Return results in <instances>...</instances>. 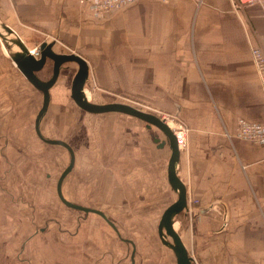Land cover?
<instances>
[{
    "label": "crops",
    "instance_id": "crops-1",
    "mask_svg": "<svg viewBox=\"0 0 264 264\" xmlns=\"http://www.w3.org/2000/svg\"><path fill=\"white\" fill-rule=\"evenodd\" d=\"M254 8L264 17L260 6L235 11L230 0H138L96 17L91 15L88 4L79 0H0V20L12 27L29 49L36 44L33 36L37 34L55 52L66 53L62 48H71L72 53L85 59L90 69L89 83L167 111L165 114L174 118L170 120L172 126L185 125L187 133L184 144L178 147L176 170L186 186L185 206L198 203L201 209L196 218L202 221L201 232L207 239L216 236L215 244L208 242L204 246L216 252L217 264H264V144L243 140L234 132L238 117L264 123V109L252 113L259 101L264 108V91L249 51V43L257 45L258 41L246 31L247 22L241 20L243 13ZM263 27L260 24L264 43ZM11 72L16 78H9ZM0 79V99L7 101L0 103V139L9 142L6 152L0 149V157H4L0 158V191H5L2 182L12 178L16 187L56 188L64 161L59 168H45L43 163H48L49 156L46 148L42 157L33 150L36 141L50 144L36 137L34 127L43 102L42 92L17 73L1 44ZM56 81L49 88L50 100L39 120L41 134L50 139H59L48 127L59 122L54 109L67 105L65 89ZM17 91L28 94L25 101H17ZM76 116L74 122L80 128L81 117ZM70 117L73 120L74 116ZM138 120L126 115V121L135 124H125L118 132L105 129V139L110 141L104 148L107 159H112L113 142L120 151L116 134L136 136L142 145L141 151L128 148V144L124 147L131 150L126 154L136 165V175L120 181L112 174L115 170H107L111 178L105 174L103 186H99L104 188L101 195L104 194L105 207L85 206L101 211L106 218L93 211L88 213L109 229L101 224L83 226L70 238L61 239L58 227L36 225L34 232L23 238L21 247L40 248L41 264H59L62 260L65 264L68 254L59 255L62 242L71 248L67 251L73 252L78 264H174L170 259L162 263L165 257L161 244H151L149 239L150 243H139L123 231L130 211L134 216H153L156 205L167 207L177 197L168 177L165 148L145 139ZM134 127L138 131L131 132ZM27 132L32 134L29 140ZM14 140L19 143L14 145ZM158 155L162 158L157 159ZM76 159L74 152V166ZM88 172L89 196L96 200V170ZM62 186V196L79 203ZM8 197L11 202L26 203L32 212L36 209L32 204L43 203L37 200L36 193L31 201L20 193ZM30 218L33 221L35 216ZM212 220L218 221L216 231L209 227ZM153 230L159 235L158 228ZM35 234L41 236L31 245L29 241ZM81 253L89 262L81 260Z\"/></svg>",
    "mask_w": 264,
    "mask_h": 264
},
{
    "label": "rangeland",
    "instance_id": "rangeland-1",
    "mask_svg": "<svg viewBox=\"0 0 264 264\" xmlns=\"http://www.w3.org/2000/svg\"><path fill=\"white\" fill-rule=\"evenodd\" d=\"M136 1L138 0H135L134 2ZM150 1L159 3L170 2L164 0ZM241 20L242 23L247 22V25L245 27L247 28L246 31H250V33L254 35L255 39L258 41V44L264 45V43L261 42L260 37V24L264 26V17L260 13V11L256 8L250 9L248 14H242ZM38 36L40 35L37 34V36H33V38H35L37 42L34 47L31 48H36L37 52L39 53V46L44 41H41ZM62 46L64 45L62 44ZM1 47L4 53H6L2 44ZM70 50L72 49H67L65 47L62 48V51L66 53H72ZM38 53L35 56H37ZM44 65L43 66L45 69H42L41 76H45L53 70V63L51 60H46ZM74 67L75 63L73 62L63 63L59 67L56 82L58 83V85H63V89H65V100L67 101V105L63 108L54 109L56 110V115L59 116V122L54 125H49L48 127L51 129L50 133L53 136H58L55 138L61 139L72 148L77 158L75 166L73 164L70 172H68L63 179L65 180V182L63 183V186L61 184L62 190L67 193L72 200L79 202L81 205L104 208V194L101 195V193H103L104 191V188L102 189L99 186H103L105 174H108V172L106 171L109 169L115 170L112 174L117 176L120 181H124V179H130L131 175H136V165L126 154L131 150H126L124 147L126 144H128V148L140 150L142 148V145L141 141H139L136 136L132 137L131 135H127L125 133H123L122 135L116 134L119 137L118 144L121 146L120 151L117 152V150L115 149L117 146L113 142L112 159L110 157L109 159L105 157L104 148L109 147L110 144V141L105 139V129L106 132L108 128H111L112 130L118 132L121 130V126L125 124L135 123L126 121V115L128 114L125 113L115 111L90 113L78 108L69 96V80L71 79V76L74 72ZM89 71L90 69L87 68V76L84 79L83 83V88L85 90L84 95L87 97L88 102L94 104H102L108 102L127 103L138 109L156 114L157 116L162 118L172 129L174 125L172 126L173 122L170 120H173L174 118L173 116L166 115L165 112L167 111L154 108L144 102L126 97L121 93L104 91L96 85H93L91 82L89 83ZM17 73L19 75H22V72L19 71L18 68ZM9 78H16V75L11 72L9 74ZM0 81H2V79H0ZM15 95H17V101H25V99L28 97V94L24 91H17ZM41 99L43 100V94L41 95ZM4 102L7 101L0 99L1 104H3ZM263 109V103L259 101L253 107L252 113L258 114L259 112H262ZM47 115L48 114H46V118ZM68 115H73V120ZM76 115H80L81 117L80 128L79 124L74 122L77 118ZM138 121L141 129H144L145 139L154 146L158 145L160 148H165L166 152L164 158L168 160L170 147L166 136L155 126L152 125L150 128H148L146 127V122L141 119ZM134 131H138V127H134L133 131L131 132ZM31 135L32 134L29 132L25 133V137H27L28 140L30 137H32ZM155 135H157L160 139L159 142L163 143L162 146L159 145V142L154 141L153 138ZM36 137L38 136L36 135ZM12 143L14 145H17L19 142L18 140H14L12 141ZM36 143L37 147L33 149L34 152L38 153L42 157V153L44 151L43 148L45 147L49 155L48 163H43V166L45 168H59L60 166H62L63 161V168L69 164L70 155L64 146L58 144L47 145L39 141H36ZM8 146L9 142H6V138L0 139V149L2 150L1 152H6V150L9 149ZM145 146L148 147L149 144L145 142ZM126 157H128V159ZM159 157L162 158V155H158L156 158L158 159ZM0 158L4 159V157L2 156ZM11 158L14 160L15 156H12ZM17 159L20 160L21 158L17 157ZM89 169L90 171L96 170V183L98 184V189L96 191V200L94 196H89V191L91 190L88 187L89 182L86 178L88 176ZM100 169L102 170V172L99 171ZM76 171H80L81 174L78 176ZM138 175L140 176V171L138 172ZM108 176L110 179V174H108ZM57 177L54 179L55 182L57 180ZM72 180H75L74 184L72 183ZM14 182L15 178L6 181V183L5 181H3L2 186L5 188V191L3 188L0 191V264H41V249L37 248L35 245H32L33 241L39 238L41 234H35L29 241V243L33 247L32 249H30V246H24V248L23 246L21 247L23 238L29 233H33L36 225L46 226V224H48L49 226H53L55 228L58 227L61 231H59L61 239H67V237L70 238L69 235L73 234L76 231H79L83 226L87 227L88 225H94L95 227H99V224H101L108 228L106 224H104L98 217H95L94 214H89L88 212L63 204L57 197L58 194H56L57 190L55 187L40 189L23 188L14 186ZM73 185H75V189H73ZM16 193L22 194L24 196V199H27L29 201H31V199L33 198V194L36 193L38 196L37 200H43V203L36 202L32 204L33 207L36 206L35 211L33 210L32 212L30 211V207L24 202L18 201L17 203H14L9 201L10 198L8 196L11 197V195H15ZM100 200H102L103 202ZM131 207L132 205H129V208ZM200 207L201 206L196 202L188 203L178 213L172 216L173 225L175 230L179 233L181 240L186 247L187 253L190 256V264H217L216 252L207 251L204 246L205 244L208 245V242L215 244L216 236L214 234V236L211 239L209 238V240L206 236H204V233L201 232L200 223L202 221L196 218L198 210L201 209ZM164 208H166L164 204L156 205L153 216L152 214L147 213L143 216L141 214H137V216H134L130 211L129 215L125 217L128 219L125 222L126 227L123 228V231L129 237L137 239L139 243L141 240L147 242L150 241L151 244H161V253L165 257L162 263H164L166 259H170L174 264H176V257L174 256L175 254L173 252L175 250V248L173 250V247L175 246L172 239L165 235L163 230L162 239L165 238L164 241L167 240L169 244L164 243L160 235H158L156 231L153 230H156L158 228V222L160 221ZM157 210L159 211V220L157 218ZM30 215L35 216L33 221L31 220ZM49 215H52L53 218H49L47 220V217H49ZM209 223V227L212 226L211 229H214L215 231L218 229V221L212 220L209 221ZM114 237L117 236L114 234ZM128 247L132 250V245L128 244ZM67 250H71V248H67L66 244L62 242L59 250L61 254L59 253V255L60 257H62V255L68 254V256H66L64 260L65 264H78V261L73 259V252ZM128 254L130 257V254H132V252L129 251ZM79 257L82 261H84V263L89 262L87 258H82V253ZM136 258L137 256L135 255L133 263ZM129 261H131V258ZM59 264H63V260L60 261Z\"/></svg>",
    "mask_w": 264,
    "mask_h": 264
},
{
    "label": "water",
    "instance_id": "water-1",
    "mask_svg": "<svg viewBox=\"0 0 264 264\" xmlns=\"http://www.w3.org/2000/svg\"><path fill=\"white\" fill-rule=\"evenodd\" d=\"M0 43L5 49L6 54L10 58L11 62L22 72L27 81H29L43 94L42 106L36 115L34 125L37 136L46 143L64 146L70 155L69 164L64 168L56 183L58 197L66 206L76 208L85 212L93 211L106 218L101 211L72 203L62 196L61 184L64 177L68 172H70L74 164V152L66 142L62 141L61 139L45 138L39 130V120L45 113L50 100L49 88L54 83L57 77L60 65L66 62L75 63L74 72L71 76V79L69 80V96L78 108L90 113L102 111H115L125 113L143 120L144 122H146V127L148 128H150L152 125L155 126L166 136L170 147V153L167 160V172L169 180L173 184L174 189H176L177 191V197L164 209L159 221L158 232L161 239L163 238V230L165 235L172 239L175 246L173 247V250L175 248L173 252L176 257V264H190V256L187 253L186 247L182 242L179 233L174 229L172 221V216L178 213L185 206L186 186L178 176V172L176 170V162L179 155L178 143L173 130L168 126V124L156 114L138 109L127 103L108 102L102 104H94L88 102L86 98L82 97L81 99V97H79V92H81V90L78 89V82L80 81V87L83 88V83L84 79L87 76L88 67L85 59L77 53H58L51 49L50 43L43 42L39 46L40 50L38 55L35 56L30 52V49L27 47L23 39L16 33V31L1 20ZM46 60L52 61L53 70L51 77L48 80L43 81L37 77L36 71L42 68ZM153 139L155 142H159L160 140L157 135H155ZM159 145L162 146L163 143L159 142ZM108 222L114 227V225L110 221ZM164 239H162V241L164 243H168V241H164Z\"/></svg>",
    "mask_w": 264,
    "mask_h": 264
},
{
    "label": "built area",
    "instance_id": "built-area-1",
    "mask_svg": "<svg viewBox=\"0 0 264 264\" xmlns=\"http://www.w3.org/2000/svg\"><path fill=\"white\" fill-rule=\"evenodd\" d=\"M81 3L88 4L91 15L100 17L120 7L130 4L135 0H79ZM171 1V0H164ZM232 7L237 11L240 7L258 5L264 12V0H230ZM33 55H36L37 49H30ZM249 51L257 78L264 91V45H253L249 43ZM172 130L176 136L178 147H181L186 138L187 128L184 124L178 123ZM235 134L237 137L257 144H264V123L250 122L242 117H238L235 125Z\"/></svg>",
    "mask_w": 264,
    "mask_h": 264
},
{
    "label": "trees",
    "instance_id": "trees-1",
    "mask_svg": "<svg viewBox=\"0 0 264 264\" xmlns=\"http://www.w3.org/2000/svg\"><path fill=\"white\" fill-rule=\"evenodd\" d=\"M44 66H46V65H44ZM44 66L41 68V69H39L38 71H36V75H37V77L39 78V79H41V80H48L50 77H51V75H52V72L50 71L47 75H45V76H41V72H42V69H45L44 68Z\"/></svg>",
    "mask_w": 264,
    "mask_h": 264
},
{
    "label": "bare ground",
    "instance_id": "bare-ground-1",
    "mask_svg": "<svg viewBox=\"0 0 264 264\" xmlns=\"http://www.w3.org/2000/svg\"><path fill=\"white\" fill-rule=\"evenodd\" d=\"M32 49V48H31ZM31 51V50H30ZM80 82V81H79ZM78 82V89H80L81 90V92H79V97H81V99H82V97L83 98H86L87 99V97L84 95V90H83V88L82 87H80V83ZM79 90V91H80ZM81 93V94H80ZM175 229V228H174Z\"/></svg>",
    "mask_w": 264,
    "mask_h": 264
}]
</instances>
